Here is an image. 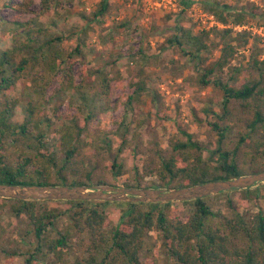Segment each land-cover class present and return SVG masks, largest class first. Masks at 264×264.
I'll use <instances>...</instances> for the list:
<instances>
[{
  "label": "trees",
  "instance_id": "trees-1",
  "mask_svg": "<svg viewBox=\"0 0 264 264\" xmlns=\"http://www.w3.org/2000/svg\"><path fill=\"white\" fill-rule=\"evenodd\" d=\"M33 0H21L7 4L19 11L28 12ZM61 0H41V10L36 16L17 18L13 21L8 46L0 43V183L10 184H70L89 185L83 180L68 181V175L63 172L71 158L86 145L81 140L83 134L90 131L92 118L101 116V127L104 137V148L110 153L114 149V140L122 132L120 145L111 162L117 177L122 173L123 163L117 160L127 145L129 121L137 112L134 104L147 88L143 78L135 82L133 95L127 96L125 113L113 119L114 109L122 102L112 106L111 92L114 81L120 79L112 72V67L102 66L91 72L94 82L87 86L79 83L74 74L76 61H82L83 54L79 44L70 46L69 37L62 31L58 19L68 11ZM192 1H187L190 4ZM206 10L217 22L224 24L216 29L222 39V49L215 64L210 68H200V81L204 86L212 83L222 92V114L213 110V106L204 107L208 127L217 133L219 146L214 152L218 162L211 165L203 153L204 147L187 133L186 141H177L172 146V152L165 156L161 148L156 151L159 162L150 167L147 175H156L158 181L151 185L157 188L186 187L208 181L229 179L241 175L264 171V58L261 47H256L248 57L240 53L251 44L252 33L247 29L236 30L235 26H245L248 23V12L245 6H237L224 0L208 1ZM108 10V1L101 0L89 12L90 21L96 20ZM258 8H252L258 13ZM7 22L0 13V23ZM54 27H58L56 31ZM179 34L169 42L182 48L189 45L187 55L200 59V52L207 49L205 41L208 32L201 35L186 30L179 25ZM62 32V33H60ZM87 29L83 33H86ZM142 51V50H141ZM121 57L118 56L117 59ZM236 60L232 65L231 61ZM120 61V60H119ZM227 69V70H226ZM97 73V75L95 74ZM219 73L212 79L211 75ZM223 74V75H222ZM60 81L58 88L62 92H70L82 103L85 116L65 119L60 128L48 134L56 115L50 108V99H46L48 87L55 81ZM91 88L87 89L86 88ZM13 92L15 94H13ZM16 96V97H14ZM237 102L247 118L245 122L246 135L241 141L254 135L250 148L242 158H238V147L233 151L226 149L223 143L230 127L219 121H224L232 115L231 103ZM49 112L38 118L37 111ZM83 112V113H84ZM133 113V114H132ZM117 122L116 130H109L110 122ZM143 121H139L137 127ZM46 128H49V130ZM54 134V139L64 148L65 156L62 165L59 164L57 150L49 146L48 138ZM139 135L135 131L134 137ZM47 139L45 140V138ZM251 138V137H250ZM16 144L18 151L16 159L9 160L1 152L5 142ZM26 142L28 149L21 143ZM31 142L34 149H31ZM190 148V149H189ZM188 150H195L192 161L187 160ZM153 162V160H152ZM154 163V162H153ZM58 173V180H52L53 172ZM128 185L127 183H123ZM131 185V184H130ZM147 187L142 184L132 185ZM149 186V187H151ZM259 187H249L231 192H221L217 195L243 194L247 199L256 201L259 205ZM213 196L190 201L175 202L183 207L191 206L192 210L183 215L178 211L168 213L160 205L167 203H127L128 210L123 213L117 223H113L111 213L102 208L103 203L110 201L83 200H19L0 197V215L7 210L11 218L17 220L25 217L28 230L21 234V239L31 243L29 234H34L38 241L36 248L30 249L25 264H32L36 258L34 251L40 250L41 240L49 232V226L54 225V219L65 214L71 222L72 229L80 236H88V257L83 264H156L147 257L141 258L146 239L151 232H156L165 240L169 255L174 258V264H264V210L255 212H239L226 215L217 211L223 220L216 222L211 204ZM11 202L10 207L7 203ZM232 204L233 200H229ZM59 203L63 207L57 206ZM234 207L233 205H231ZM7 207V208H6ZM234 209V208H233ZM55 237L46 240L50 251L58 256L63 249L69 248V229L56 231ZM65 234V235H64ZM33 240V238H32ZM16 255L14 252L11 256Z\"/></svg>",
  "mask_w": 264,
  "mask_h": 264
},
{
  "label": "rangeland",
  "instance_id": "rangeland-1",
  "mask_svg": "<svg viewBox=\"0 0 264 264\" xmlns=\"http://www.w3.org/2000/svg\"><path fill=\"white\" fill-rule=\"evenodd\" d=\"M100 1H60L61 5L65 4L68 8L67 13L63 11L61 19H58L60 28L68 35V44L70 46L79 44L83 52L80 56L84 59L76 61L74 66L77 82L90 86L95 81L91 72L100 68L101 65L112 67L113 74L120 79L113 83L110 103L115 106L122 102L114 109L113 119L125 113L124 102L128 101V95L134 94L136 81L144 78L147 81V88L142 93L139 103L137 101L134 103L138 110L134 113L133 119L129 121L127 145L117 160L123 163L120 176L115 175L116 169H112L111 162L117 153L123 131L116 135L114 149L109 153L103 146L102 130L106 129L101 127L103 119L98 115L97 119L90 120L92 122L90 131L81 137L86 145L69 160L67 168L63 170L68 175V181L83 180L88 182L89 186L142 184L149 187L158 181L156 175H147L149 168L159 162L156 156L158 148H161L163 155L168 156L172 152L173 144L187 140V133L192 134L193 138L204 147L203 153L206 160L211 165H215L218 162L217 154L214 152L219 146L218 136L208 127L207 116L203 109L213 106L212 111L221 115L223 98L222 92H219L212 83L208 86L201 83L200 68L212 67L223 45L216 29L223 28L225 25L217 22L205 8L206 2L216 0H107L108 10L105 14L90 21L89 12ZM187 1H192V3L186 4ZM224 1L237 6H245L248 12L247 25L235 26L236 30L245 28L252 33L251 44L246 49H241L240 53L248 57L254 53L256 47H261V56L264 58V0ZM7 2L9 0H0V13L7 21L0 23V43L2 42V46L5 47L9 45L10 33L5 36L4 33L13 28V21L17 18L25 20L36 16L41 10V0H33L31 10L28 12L19 11L9 6ZM255 7L259 9L260 14L253 13L252 8ZM180 24L186 30L200 36L202 32H208L205 41L209 46L200 52V59L187 55L189 45L185 44L180 48L178 45L170 44L169 40L179 34ZM54 29L59 31L58 27ZM85 29L87 32L83 33ZM118 56L121 58L117 59ZM236 63L235 59L231 61L232 65ZM218 74H212L210 78ZM59 87L60 81L57 79L47 89L46 99L49 98L51 101L50 108L53 109L52 111L58 109L48 134L60 128L65 119L78 118L81 120L85 116V112L81 109L83 105L78 98L70 92H62L58 89ZM87 89L91 88L85 90ZM230 106L232 115L224 121H219L230 127L223 146L230 151L238 147L237 156L242 158L244 152L250 148L254 135L241 141L242 136H247L245 128L247 113L237 102H232ZM48 112L49 110L40 113L37 111L36 116L41 118ZM143 120L142 125L137 127L139 121ZM117 128V122L113 121L108 125L109 130ZM135 131L139 132L137 137H134ZM54 138V134L48 138L49 146L52 149L55 147L59 164L62 165L65 151ZM21 145L28 149L26 142ZM30 145L29 150L34 149V143L31 142ZM2 147L1 152L9 160L16 159L18 151L15 143L5 142ZM195 152V150H188L187 160L192 161ZM52 180H58V173L55 171L52 174ZM124 182L128 185H124ZM255 187L261 188L259 205H255L254 196L249 200L240 193L211 195L213 196L212 210L216 213L214 220L216 222L223 220V217L217 213L218 210L226 215L236 213L235 209L243 213L255 212L259 208L264 210V183L252 188ZM230 199L233 200L232 204L229 202ZM127 203L130 202H109L103 203L101 207L111 213L113 223H117L119 217L128 210ZM10 205L9 201L7 207ZM57 206L63 207L61 203ZM160 207L168 213L178 211L183 215L192 210L191 206L183 207L175 202L167 206L160 205ZM53 221L54 225L49 226V232L53 229L52 227H57L56 231L70 230L71 234H66L69 235V248L63 249L61 256L50 251L46 240L57 234L55 231L53 234L48 232L44 234V240H41L40 250L34 251L36 260L32 264H83L81 261L89 255L87 234L80 236L75 232L65 214ZM28 228L25 217L14 220L7 210L1 213L0 264L26 263L30 249L38 246L34 234H29L31 243L27 242L30 239L26 241L24 238L21 239V234H24ZM14 252L16 255L11 256ZM140 255L143 260L149 257L156 264H174V258L166 249L165 240L156 232L148 235L145 248Z\"/></svg>",
  "mask_w": 264,
  "mask_h": 264
},
{
  "label": "water",
  "instance_id": "water-1",
  "mask_svg": "<svg viewBox=\"0 0 264 264\" xmlns=\"http://www.w3.org/2000/svg\"><path fill=\"white\" fill-rule=\"evenodd\" d=\"M264 183V171L175 188L114 185L0 183V197L19 200H83L133 203L183 202Z\"/></svg>",
  "mask_w": 264,
  "mask_h": 264
}]
</instances>
